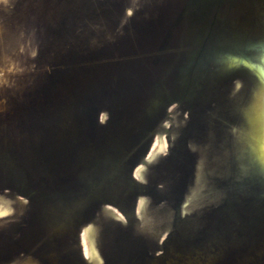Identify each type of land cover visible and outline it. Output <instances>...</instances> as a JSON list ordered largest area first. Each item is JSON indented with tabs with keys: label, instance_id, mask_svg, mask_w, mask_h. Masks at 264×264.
<instances>
[{
	"label": "rangeland",
	"instance_id": "rangeland-1",
	"mask_svg": "<svg viewBox=\"0 0 264 264\" xmlns=\"http://www.w3.org/2000/svg\"><path fill=\"white\" fill-rule=\"evenodd\" d=\"M0 211V264H264V0H0Z\"/></svg>",
	"mask_w": 264,
	"mask_h": 264
},
{
	"label": "bare ground",
	"instance_id": "bare-ground-1",
	"mask_svg": "<svg viewBox=\"0 0 264 264\" xmlns=\"http://www.w3.org/2000/svg\"><path fill=\"white\" fill-rule=\"evenodd\" d=\"M1 212V211H0ZM84 239L88 240L90 243L86 245V253L90 256H94L96 253H98L97 251V247L94 246L93 242L91 241L90 235L88 230L86 229L85 233H84Z\"/></svg>",
	"mask_w": 264,
	"mask_h": 264
}]
</instances>
